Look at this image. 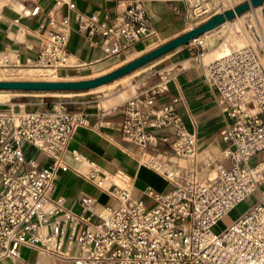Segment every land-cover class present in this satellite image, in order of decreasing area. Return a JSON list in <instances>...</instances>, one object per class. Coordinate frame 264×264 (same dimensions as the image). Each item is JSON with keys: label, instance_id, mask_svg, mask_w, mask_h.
<instances>
[{"label": "built area", "instance_id": "built-area-1", "mask_svg": "<svg viewBox=\"0 0 264 264\" xmlns=\"http://www.w3.org/2000/svg\"><path fill=\"white\" fill-rule=\"evenodd\" d=\"M40 47L29 67L58 80L71 67L66 50L70 17L74 30L106 58L124 59L152 34L145 2L176 4L173 12L188 29L248 0H109L112 16L83 14L71 0H52ZM248 10L219 27L191 39L185 47L201 68L204 84L215 93L222 118L218 135L223 148L207 164L213 177L198 179L180 165L167 166L150 154L159 145L170 156L192 161L197 155L193 133L175 113L178 98L155 105L165 84L135 90L103 115L120 116L121 139L141 151L139 161L165 180L170 189L145 186L132 198L133 179L120 170L107 173L72 151L71 159L86 167L82 178L108 200L95 210L96 199L83 194L79 212L52 198L53 181L67 170L66 146L78 129L89 127L88 115L51 103L45 110L16 113L13 104L0 112V260H19V249L34 248L71 264H264V192L219 233L212 232L236 204L264 182V14ZM256 13L259 15L256 16ZM234 41L242 43L233 47ZM213 47V49H211ZM215 47V48H214ZM211 49L228 51L204 61ZM12 67L0 55V69ZM50 159L46 166L25 156L24 147Z\"/></svg>", "mask_w": 264, "mask_h": 264}, {"label": "crops", "instance_id": "crops-1", "mask_svg": "<svg viewBox=\"0 0 264 264\" xmlns=\"http://www.w3.org/2000/svg\"><path fill=\"white\" fill-rule=\"evenodd\" d=\"M71 1L74 3L76 11L83 14L98 13L99 15L112 16L115 12V2L113 1ZM149 3L151 2H145L143 6L150 29H153V27L156 28L160 24L157 20L168 18L151 13L146 7ZM154 3L172 5L170 3ZM52 5V0H0V55L6 56L12 67L26 68L34 61L49 14H54L56 18L67 14L63 7L57 11L52 10ZM173 7L170 8L172 12ZM69 17L70 31L67 34L66 50L71 67L60 70L58 80H60L61 72L64 73L66 70H81L84 67L91 66L102 67L106 65L107 61L98 46H90L82 36L75 32L72 14ZM150 18L156 20L153 25H151ZM162 22L164 21L162 20ZM131 52H134L133 55ZM131 52L121 62L111 64L107 70L127 63L129 58L140 54L135 50ZM159 63L158 68L153 71L155 80H153L152 85L164 83L166 92L156 98L155 105L167 103L173 98L179 99L175 104V113L180 119L184 130L195 135L197 155L192 161L176 159L170 156L164 145L161 151L157 148L156 151L150 154L155 155L167 166L180 165L189 168L200 180L212 178L213 169L207 167L206 164L213 157H218L223 148L218 135V131L222 126V118L215 103V93L202 81L201 68L191 58V53L187 47L184 50L173 51L161 59ZM9 69L13 68L10 67ZM137 72L138 70L132 74ZM48 95L68 97L71 94L53 93ZM119 103L122 102H115V98H110L103 106L108 108ZM96 110L98 111V108ZM101 111L104 112L105 110L101 109ZM87 115L89 127L76 130L62 155V161L67 166V170L57 173L53 181L54 192L51 195L52 198H62L64 207L74 213L79 212L78 202L83 194L96 199L94 206L96 211L108 201L104 195L82 178L81 175L87 169L82 163L74 162L71 159L72 151L78 153L82 158L94 162L104 172L113 173L120 170L130 176L133 179L132 198H138L139 191L145 186L154 188L156 192H165L170 189L165 180L139 161L141 151L121 139L118 131L119 115L114 113L103 115L93 112ZM24 152L26 157L35 159L40 165L46 166L50 163V159L45 158L31 147L25 146ZM38 155H41V160H37ZM261 158H264V154ZM261 158L256 156L252 161H258ZM46 159L47 163L45 164ZM137 183L142 184L141 189L136 187ZM98 197H100L99 201ZM101 198H105L104 202H100ZM0 264L71 263L61 258L46 255L34 248L22 247L19 249L18 261L1 259Z\"/></svg>", "mask_w": 264, "mask_h": 264}, {"label": "rangeland", "instance_id": "rangeland-1", "mask_svg": "<svg viewBox=\"0 0 264 264\" xmlns=\"http://www.w3.org/2000/svg\"><path fill=\"white\" fill-rule=\"evenodd\" d=\"M172 6L175 7L176 4L168 5V4H160V3L151 2L146 6L147 9L151 11V13H154L157 16L165 17L168 19H162L164 22H162V20H157L159 21L160 24L157 25L156 28L153 27V29H151L152 34L149 35L144 40L143 48L147 46L145 48V51L143 50L140 54L132 58H129V62L187 31L188 26L192 23V21L185 22L184 18L181 15L174 14L172 11H170V8ZM262 13L264 14V6L262 9ZM258 15L259 14L256 13V16ZM155 21L156 20H153L150 18L151 25H153ZM241 45H242L241 42L234 41L233 47H239ZM184 48H186L184 45L180 46L160 56L159 58L141 66L140 68L136 69L138 70L137 73L132 74V75H130L131 73L126 74L124 75V76H127L126 78L122 76L124 78L122 81H119V82L115 81L114 83L110 82L111 84L110 83L104 84L106 86H103L104 88L100 90H98L99 89L98 88L97 90H94V91L88 90V91H82V92L66 93V94H71L68 97L49 96L48 94H53L49 92L46 93V92H34V91H7V90H5V92L0 91V112H3L5 110L7 104H13L15 107L16 113H24V112H28L32 110H45L51 103L60 102L65 106L67 110H76V111L83 112L85 114H88L91 112L101 114L100 105H106L105 102L108 99L115 98V102H122L134 90L138 92V90H141L142 88L151 86L153 84V80H155L153 71L156 70L158 66L160 65L159 61L163 59L164 57H166L168 54L172 53L173 51L184 50ZM211 49H213V47ZM211 49L209 51H211ZM226 50L227 49H221V50L214 49L212 51H214L216 54H219ZM131 53L133 55L134 52H131ZM106 60H107L106 65L102 67H92L91 66V67H84L81 70L70 69V70H66L64 73L61 72L60 80H57V79L46 80L49 78L42 77L40 71L36 70L35 68H31V67H26V68L19 67V68H13L9 70L0 69V81H5V80L6 81H84V80H90V79L97 78L99 76H102L104 74H107L113 71L119 66L109 71L107 69L110 67L111 64L119 63L122 61V59H116V58H107ZM97 108H98V111L96 110ZM106 111L107 110H105L104 112ZM161 148H163V145L158 146V150L161 151ZM263 154H264V151L260 153L258 157L261 158ZM41 158H42L41 155L37 156V160H41ZM136 187L138 189H141L142 184L137 183ZM150 188L152 190H155L152 187ZM263 192H264V182L260 184V186L258 187V190L254 194L250 195L247 199H244L243 201H241L239 205L233 208L219 223H217L213 227L212 232L219 233L220 231L224 230V228L227 225H229L234 219L241 216L249 208V206L253 204V201L258 195V193L260 194ZM99 198L100 197L97 198L98 201H99ZM104 199L105 198H101L100 202H104Z\"/></svg>", "mask_w": 264, "mask_h": 264}, {"label": "water", "instance_id": "water-1", "mask_svg": "<svg viewBox=\"0 0 264 264\" xmlns=\"http://www.w3.org/2000/svg\"><path fill=\"white\" fill-rule=\"evenodd\" d=\"M263 4L264 0L244 1L235 6L232 10L215 14L196 27L187 30L181 35L167 41L166 43L154 48L151 51L144 53L134 60L119 66L113 71L94 79L84 81H0V91H34L66 94L92 90L104 84L110 83L126 74H129L141 66L180 46H185L191 39L219 27L225 22L243 14L248 10L261 7ZM134 50L136 52L143 51V45L136 44L134 46Z\"/></svg>", "mask_w": 264, "mask_h": 264}, {"label": "bare ground", "instance_id": "bare-ground-1", "mask_svg": "<svg viewBox=\"0 0 264 264\" xmlns=\"http://www.w3.org/2000/svg\"><path fill=\"white\" fill-rule=\"evenodd\" d=\"M262 6H264V4L262 5ZM147 46H145L144 47V51H145V48H146ZM227 51V50H226ZM226 51H223L222 53H219V54H216L214 51H210L206 56H205V58H204V61H208V60H211V59H214V58H217V57H219V56H221V55H223V53L225 54V52ZM142 52V51H141ZM141 52H139V53H141ZM32 68V67H31ZM135 71H137V70H135ZM135 71H133V72H131V74L132 73H134ZM124 78H126V76H123ZM120 78V79H117V80H114V81H112L111 83H114L115 81L117 82H119V81H122L124 78ZM6 81V80H5ZM110 83V84H111ZM109 85V84H108ZM103 86H106V85H102V86H99V87H97V88H95V89H92V90H90V91H94V90H97L98 88V90H100V89H103L104 87ZM5 92V91H4ZM47 93V92H46ZM113 106H116V105H113ZM113 106H111V107H113ZM111 107H108V108H111ZM100 108L102 109V110H106V109H108V108H105L103 105H100ZM47 163V159H46V162H45V164ZM250 196V195H249ZM249 196H246L244 199H247ZM237 205H239V203L238 204H236V206ZM236 206H234V208L236 207Z\"/></svg>", "mask_w": 264, "mask_h": 264}]
</instances>
